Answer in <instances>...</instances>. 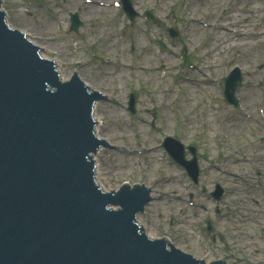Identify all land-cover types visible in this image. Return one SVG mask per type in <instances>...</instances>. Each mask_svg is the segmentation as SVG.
Listing matches in <instances>:
<instances>
[{
	"label": "rangeland",
	"instance_id": "374dc122",
	"mask_svg": "<svg viewBox=\"0 0 264 264\" xmlns=\"http://www.w3.org/2000/svg\"><path fill=\"white\" fill-rule=\"evenodd\" d=\"M2 1L7 12V23L26 32L42 48V56L57 59L66 77L73 71L85 75V82L106 96V101L96 103L100 122L98 132L110 145V148L100 149L97 153V176L101 185L107 189H117L123 181L144 183L150 188L153 199L138 217L143 228L155 233L159 231L157 224L167 225L166 221H171L168 226L172 242L198 254V241L203 249L204 241L196 227L185 224L182 214H179V218L183 224L172 222L180 206L192 213L198 211L197 221L202 218V210L197 205L193 206L195 200L187 203L176 199L179 198L177 195L187 198V192L195 194L196 189L180 168L168 159L159 141L170 134L178 136L185 144L195 142L202 130L197 143L204 153L212 151L210 145L218 144L219 133L225 134L220 125L222 122L216 123V138H211L210 128L220 119L222 109L228 106L206 100L202 94L220 93L221 77L234 66L244 73L253 70L256 73L255 76L251 73L253 79L262 78L264 0H208L210 4L207 6L202 4L203 0H133L139 14H142L143 8L158 4L157 11L153 9L159 16L156 25H150L142 17H136L130 23L123 12L113 6L115 0H90V3L86 0ZM190 3L194 5V17L205 19L189 21L192 17L187 13ZM246 9H251V12L245 14ZM70 11H77L83 21L79 28L80 36L68 31ZM212 11L216 13H212L211 20L205 24ZM167 26L177 29L175 38L168 36L165 31ZM243 32L257 33L256 39L241 38ZM45 35H49L47 38L50 40L54 38L55 46L47 45L42 39ZM157 39L163 40L168 49L161 48ZM235 42H243L242 47L234 45ZM212 47L218 48L216 52ZM183 57L189 58L190 64L182 65ZM250 77L245 74V81ZM137 86L139 100L136 113L132 115L127 111L128 93L131 90L137 92ZM262 90L254 87L251 106L260 100ZM213 97L217 102H222L217 96ZM202 108H208L207 113L213 110L217 114L214 122L202 118ZM192 109L196 110V115L185 114V110ZM235 123L252 128L250 121H235L233 125ZM262 126L264 133V124ZM233 136L234 139L238 138ZM261 137L264 146V135ZM222 165L230 166L229 160L224 159ZM251 166L244 168L250 169ZM207 176L211 180L222 174L210 170ZM226 210L230 221L233 215L231 206L227 205ZM218 218L221 223L222 216ZM181 229L184 230L183 237L190 242L180 239L181 235L173 238L174 231ZM232 235L242 241L237 243L234 240L230 249L227 244L215 241L214 250L208 251V256L211 261L249 264L246 260L248 248L241 251L239 247H244L251 237L257 238L259 235L254 229L248 231V236L242 230ZM260 241L264 244V240ZM252 254L256 256L254 264L264 261L263 253L254 250Z\"/></svg>",
	"mask_w": 264,
	"mask_h": 264
},
{
	"label": "water",
	"instance_id": "95a60500",
	"mask_svg": "<svg viewBox=\"0 0 264 264\" xmlns=\"http://www.w3.org/2000/svg\"><path fill=\"white\" fill-rule=\"evenodd\" d=\"M3 17L0 11V264H189L137 235L131 218L143 192L96 191L86 155L98 145L89 118L97 94L75 79L60 83L52 62ZM108 202L122 209L108 213Z\"/></svg>",
	"mask_w": 264,
	"mask_h": 264
},
{
	"label": "bare ground",
	"instance_id": "6f19581e",
	"mask_svg": "<svg viewBox=\"0 0 264 264\" xmlns=\"http://www.w3.org/2000/svg\"><path fill=\"white\" fill-rule=\"evenodd\" d=\"M192 7H193V5L190 3L189 8L192 9ZM189 11H190V10H189ZM244 34H245V33H244ZM48 36H49V35H45L42 39L45 40V41L47 42V45H49V46H51V47L55 46L54 38H52V39L50 40L49 38H47ZM50 37H52V36H50ZM239 44H242V43H239ZM56 63H57V62H56ZM56 66H57V64H56ZM59 76H60L61 79H64L65 74H63L62 72H59ZM224 127H225L227 130H229V129H230V124H229V123H225V124H224ZM97 160H98V157H97ZM244 214L247 215V214H248V211H246Z\"/></svg>",
	"mask_w": 264,
	"mask_h": 264
}]
</instances>
